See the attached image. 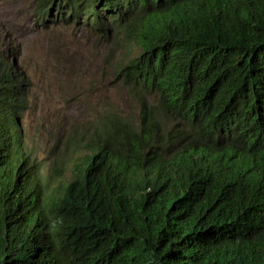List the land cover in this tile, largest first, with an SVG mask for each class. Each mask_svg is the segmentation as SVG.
<instances>
[{
    "label": "trees",
    "instance_id": "trees-1",
    "mask_svg": "<svg viewBox=\"0 0 264 264\" xmlns=\"http://www.w3.org/2000/svg\"><path fill=\"white\" fill-rule=\"evenodd\" d=\"M36 7L137 48L106 54L137 118L101 113L47 192L19 150L28 78L0 56V264H264V0Z\"/></svg>",
    "mask_w": 264,
    "mask_h": 264
},
{
    "label": "rangeland",
    "instance_id": "rangeland-1",
    "mask_svg": "<svg viewBox=\"0 0 264 264\" xmlns=\"http://www.w3.org/2000/svg\"><path fill=\"white\" fill-rule=\"evenodd\" d=\"M36 5L37 0H0V56L28 78L26 105L16 116L19 150L50 192L74 175L101 113L137 118L134 99L113 79L112 57L106 59L113 46L119 58L137 48L99 36L79 18L55 20L53 7L40 20ZM7 149L12 153L10 144L0 153Z\"/></svg>",
    "mask_w": 264,
    "mask_h": 264
},
{
    "label": "clouds",
    "instance_id": "clouds-1",
    "mask_svg": "<svg viewBox=\"0 0 264 264\" xmlns=\"http://www.w3.org/2000/svg\"><path fill=\"white\" fill-rule=\"evenodd\" d=\"M17 129H18V126H17ZM18 131H19V129H18ZM19 138H20V132H19ZM0 140H1V147L0 148H2V149H0V151H2V150H4V149H6V147H7V145L8 144H10L11 146H12V139H11V137L10 136H5V137H0ZM20 141H21V138H20ZM7 142H9L8 144H7ZM19 148H20V142H19ZM6 151V153H0V155H2V157L4 156V157H6L5 158V162H3L1 159H0V161H2V163H7L13 156H14V150H13V146H12V149H11V152L12 153H10V154H7V151H10V149H7V150H5ZM88 151V149L86 150V152ZM86 152H84V153H86ZM9 155H10V159L7 161V159L9 158ZM24 155V154H23ZM27 156V155H26ZM1 157V158H2ZM27 159H28V156H27ZM7 161V162H6ZM27 163L29 164V162L27 161ZM29 166H30V164H29ZM29 166H28V168H29Z\"/></svg>",
    "mask_w": 264,
    "mask_h": 264
}]
</instances>
